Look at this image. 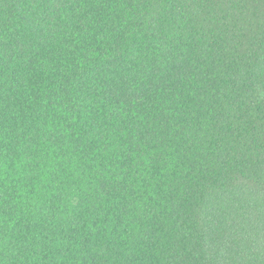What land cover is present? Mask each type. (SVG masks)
<instances>
[{
	"label": "trees",
	"instance_id": "trees-1",
	"mask_svg": "<svg viewBox=\"0 0 264 264\" xmlns=\"http://www.w3.org/2000/svg\"><path fill=\"white\" fill-rule=\"evenodd\" d=\"M0 264H264V0H0Z\"/></svg>",
	"mask_w": 264,
	"mask_h": 264
}]
</instances>
